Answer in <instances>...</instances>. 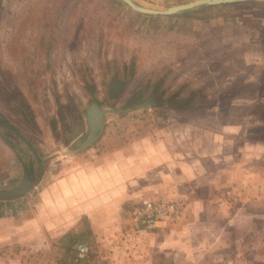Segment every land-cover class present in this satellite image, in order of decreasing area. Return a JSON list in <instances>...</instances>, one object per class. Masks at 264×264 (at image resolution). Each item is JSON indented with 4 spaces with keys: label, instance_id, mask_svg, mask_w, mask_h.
I'll use <instances>...</instances> for the list:
<instances>
[{
    "label": "rangeland",
    "instance_id": "374dc122",
    "mask_svg": "<svg viewBox=\"0 0 264 264\" xmlns=\"http://www.w3.org/2000/svg\"><path fill=\"white\" fill-rule=\"evenodd\" d=\"M239 3L186 17L122 0H0V189L40 177L0 200V264H61L71 231L91 247L76 264H264V177L232 168L242 141L264 166V0ZM115 78L128 87L112 99ZM96 99L119 112L64 154L87 137ZM228 190L240 199L220 202ZM159 196L186 199L185 214L134 234V207Z\"/></svg>",
    "mask_w": 264,
    "mask_h": 264
},
{
    "label": "water",
    "instance_id": "95a60500",
    "mask_svg": "<svg viewBox=\"0 0 264 264\" xmlns=\"http://www.w3.org/2000/svg\"><path fill=\"white\" fill-rule=\"evenodd\" d=\"M130 8L145 15H161V16H173L183 14L185 11L196 9L203 6H216L223 4H232L239 2H246L250 0H193L186 3H181L173 6L164 7L161 9H155L146 5H143L136 0H122ZM263 1V0H261ZM125 87V85L123 86ZM123 91L119 90L118 95ZM153 102H145L141 106H150ZM109 112H119L110 108H103L97 101L92 102L87 112V121L89 125V132L85 140L79 141V146L75 149L65 151L64 154L76 153L83 150L93 143L102 135L105 127V115ZM40 181L34 179L32 174H27L22 181L16 186L11 188L0 189V200H13L31 191L37 183Z\"/></svg>",
    "mask_w": 264,
    "mask_h": 264
},
{
    "label": "built area",
    "instance_id": "2783aa9c",
    "mask_svg": "<svg viewBox=\"0 0 264 264\" xmlns=\"http://www.w3.org/2000/svg\"><path fill=\"white\" fill-rule=\"evenodd\" d=\"M240 199V194L228 190L220 202L233 203ZM187 201L182 197L159 196L140 201L131 214V231L134 234L154 233L167 224H177L185 214ZM91 252L86 243L77 245V259L83 260Z\"/></svg>",
    "mask_w": 264,
    "mask_h": 264
},
{
    "label": "trees",
    "instance_id": "16d2710c",
    "mask_svg": "<svg viewBox=\"0 0 264 264\" xmlns=\"http://www.w3.org/2000/svg\"><path fill=\"white\" fill-rule=\"evenodd\" d=\"M237 4H240V3H232L231 5H237ZM226 5H229V4H225V5H222V6H226ZM212 7L213 6L199 7V8H196V9L185 11L182 15L186 16V17H191V14L193 12H195V11L211 9ZM95 87L96 86H94V85H89L88 86V88H91V89H95ZM172 99L173 98H171V97L169 98V100L171 101L169 106L178 105V104L184 105L186 103V101L185 102H181V101H177V100L174 101V99L173 100ZM95 101H97L99 104H101L97 99ZM1 122L8 124L7 119H5V118ZM9 127L13 128L12 126H9ZM53 128L56 129L55 127H53ZM30 167H31V165H30ZM25 169L28 170L29 172L32 171L31 168H29L27 166L25 167ZM64 238H66L67 241L62 243L63 245H62V248H61V250H62L61 252L64 253V257H63V259H61V264H76L75 262H77L76 261V259H77V245L79 243L88 244L87 242H90V241H89V239H86V234L85 233H74L73 231L68 232L61 239H64Z\"/></svg>",
    "mask_w": 264,
    "mask_h": 264
},
{
    "label": "crops",
    "instance_id": "0c3cea01",
    "mask_svg": "<svg viewBox=\"0 0 264 264\" xmlns=\"http://www.w3.org/2000/svg\"><path fill=\"white\" fill-rule=\"evenodd\" d=\"M261 53H259L257 55V57H254V60H253V63L254 64H257L258 62L257 61V58L260 57L261 59V56H260ZM262 60H259V63L261 62ZM263 71V70H262ZM260 71V72H262ZM127 85L125 87V89H127ZM79 131L76 129V137L79 135ZM82 135V134H81ZM244 141H242V147L240 148V146L238 147V149L236 150L237 154L239 156L242 155V159L237 163V165H235V167L233 166L232 168L237 170L238 173L242 174L241 176L244 178H247V179H250L249 176L252 177V179H257L259 177L263 178L264 177V166H262V163H261V154L259 152H253V157L252 159L255 161V162H251L250 163V160L249 158L245 157L246 156V153H245V149L243 150L244 148ZM240 150H243L242 152ZM244 153V155H243ZM229 154V153H228ZM197 168V166L195 167ZM95 176V179L97 180H101V174H96L94 175ZM166 226L164 227H161L159 228L157 231L161 230V229H164Z\"/></svg>",
    "mask_w": 264,
    "mask_h": 264
},
{
    "label": "flooded vegetation",
    "instance_id": "af4514ba",
    "mask_svg": "<svg viewBox=\"0 0 264 264\" xmlns=\"http://www.w3.org/2000/svg\"><path fill=\"white\" fill-rule=\"evenodd\" d=\"M123 85H124V83L123 82H119L118 81V79H114L112 82H109L108 83V94H109V96L112 98V99H115L116 97L114 96L115 94H118L117 92H119V90H121L122 89V87H123ZM126 87V86H125ZM121 88V89H120ZM138 97H141V98H139L140 99V101H139V105H142V104H144L145 102H154V99H153V97H154V95H152V96H149V97H147V98H142V95L141 94H137V95H135V98H138ZM86 139V138H85ZM79 141L80 140H78V141H76V148L79 146L78 144H79Z\"/></svg>",
    "mask_w": 264,
    "mask_h": 264
}]
</instances>
